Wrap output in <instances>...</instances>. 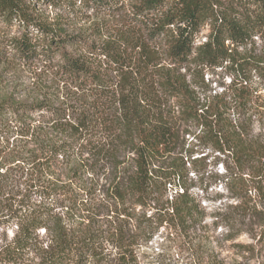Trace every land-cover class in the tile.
I'll return each mask as SVG.
<instances>
[{
	"label": "trees",
	"instance_id": "1",
	"mask_svg": "<svg viewBox=\"0 0 264 264\" xmlns=\"http://www.w3.org/2000/svg\"><path fill=\"white\" fill-rule=\"evenodd\" d=\"M0 23L20 29L0 34V65L53 74L0 97V264H139L163 222L208 240L201 199L219 184L212 227L231 238L254 220L264 256V0H0ZM215 68L231 78L211 92L198 73ZM17 169L31 182L9 194Z\"/></svg>",
	"mask_w": 264,
	"mask_h": 264
},
{
	"label": "rangeland",
	"instance_id": "2",
	"mask_svg": "<svg viewBox=\"0 0 264 264\" xmlns=\"http://www.w3.org/2000/svg\"><path fill=\"white\" fill-rule=\"evenodd\" d=\"M38 8L49 15H55L58 13L57 8L49 5L47 2L39 4ZM91 12L92 10L88 13ZM82 25L87 26L88 22H85ZM76 27L79 28V24ZM207 32L208 26L205 25L200 32L198 42L204 40ZM1 33L6 35L19 34L20 29L17 25H2L0 23V34ZM251 47L252 46L248 44L246 49L248 50ZM254 47V52L259 53L264 47V41L260 38H256ZM239 50L244 52L245 49L240 47ZM8 57L7 62L4 61V63L0 65V97L7 95H12L17 99L32 97L39 94V90L43 88L45 83L48 84L51 79H53V74L50 71L47 72L43 64L40 62L31 61L25 63L15 57ZM201 75L204 84L207 85L205 87L210 88L212 90L211 92L218 91L220 85L222 83H228L231 78V74L221 68L204 69L198 73V76ZM255 129L257 130V126H255ZM203 152L207 153V149L205 148ZM195 155L199 154L197 153ZM211 159L207 161V173L215 171L218 173L224 172L220 163L213 167ZM21 170L23 169L11 172V178H8L9 181L5 187V190L8 191L9 194H14L19 190L23 191V189L31 182L27 180L28 178L26 179L24 177ZM193 174L194 170L189 169V177H195ZM61 179L67 181V178H64L63 174ZM104 181L105 180L101 176L100 182L104 183ZM33 183L34 185H37V183ZM74 187H76L75 184ZM194 192H200L198 187H195ZM229 195L230 193L227 192L225 187L219 184L213 186L212 190L209 189V192L205 194V198L201 199L202 206L206 208L205 221L208 223V229L210 228L209 232L203 236L208 235V240L211 241L213 253L211 250L200 249V247H203V245L208 242L207 239L202 238L199 240L197 236L192 233L188 234L174 231V229H170L167 227L166 223L163 222V224L158 227V230L155 232L152 239L139 248V264H206L212 254H218L220 258L224 259L226 264L232 263L233 261L248 262L250 264L264 263V256H262L263 252L259 251L260 245L257 243L258 236L253 237V233L255 235L256 231L255 227H257L254 220L251 224L246 221L247 226H244L243 231L231 238L224 237L223 232L226 228L222 225L217 226L216 230L212 227V212L216 208H223L222 210H225V204L228 202V199H230ZM4 197L5 194L2 195V198ZM96 197L99 198L100 195H97ZM151 212L152 211H148V213ZM12 234L13 232L11 229H6L5 227L0 228V240L3 241L4 239H10ZM42 238H44V236H42ZM238 244L250 247H237L236 245ZM251 245L253 246V250L251 249ZM26 264H31V262L27 261Z\"/></svg>",
	"mask_w": 264,
	"mask_h": 264
}]
</instances>
